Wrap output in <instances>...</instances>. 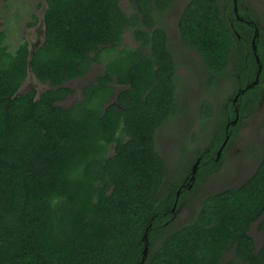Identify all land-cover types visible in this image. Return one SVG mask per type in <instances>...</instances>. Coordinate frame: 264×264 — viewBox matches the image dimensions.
I'll use <instances>...</instances> for the list:
<instances>
[{"label": "trees", "instance_id": "1", "mask_svg": "<svg viewBox=\"0 0 264 264\" xmlns=\"http://www.w3.org/2000/svg\"><path fill=\"white\" fill-rule=\"evenodd\" d=\"M46 2L45 38L35 50L23 40L11 51L0 31V264H138L146 243L143 264H264V243L257 248L250 235L264 215V151L243 184L208 196L191 221L170 229L182 201L218 168L222 139L215 140L227 120L252 112L264 70L236 104L224 101L221 124L199 152L196 179L163 192L167 166L156 140L179 112L178 65L157 18L173 0H135L131 13L121 0ZM230 4L231 22L218 0H190L178 27L211 85L236 53L246 86L263 63L262 49L255 50L258 62L246 56L254 28ZM130 30L136 47L123 45ZM104 60L83 98L60 105L74 93L66 83ZM30 70L50 88L18 94ZM212 110L202 105L204 122Z\"/></svg>", "mask_w": 264, "mask_h": 264}, {"label": "rangeland", "instance_id": "2", "mask_svg": "<svg viewBox=\"0 0 264 264\" xmlns=\"http://www.w3.org/2000/svg\"><path fill=\"white\" fill-rule=\"evenodd\" d=\"M189 1L173 0L169 10L157 18V25L164 27L168 33L169 48L178 65L177 102L179 112L170 117L163 125L156 140V147L167 166L163 192L171 190L176 182L179 185L181 180L187 176L190 180L191 171L199 152L209 145L212 134L221 124L224 101L227 98L233 101L238 93L245 88L241 83L243 80L240 71L242 64L239 62L236 53L232 55L224 75L214 85H211L201 56L197 51L183 43L178 20ZM218 2L226 19L231 22L230 2L233 3V0H218ZM46 3V0H0V31L7 32L5 43L11 51H15L18 44L23 40L28 41L31 51L42 44L45 38L44 10ZM121 6L125 12L131 13L135 9V0H121ZM241 6L255 17L258 24L260 34L258 39L261 38V43L257 41L256 45L258 50L262 49L263 71L264 0H241ZM242 13V15H250L243 10ZM123 45L132 47L138 45L132 30L125 33ZM250 48L246 49V56H250L251 59L253 53L257 60L252 42ZM104 64L105 60L95 62L85 78L67 82L66 85L73 89L74 93L67 96L59 104L70 107L75 102L80 101L84 96V87L88 83L96 81L104 69ZM250 69L249 75L252 76L255 73V66L251 64ZM30 88H36L40 93L50 88V85L41 83L30 70L28 78L18 94H23ZM119 89L117 88V91ZM238 101L239 98L236 103ZM206 102L211 104L213 110L210 119L204 122L202 105ZM251 104L253 105L252 112L242 118L239 116L237 122L240 121V126L231 130L229 142L222 151L220 156L222 160L218 168L182 201L170 229H179L191 221L208 196L240 186L255 172L264 151V76L259 99L256 102H251ZM229 122L230 120H227L224 133L221 132L215 141H218L220 137L223 143ZM250 235L255 239L257 248L261 247L264 243V215L251 226ZM230 257L231 255H228L226 259Z\"/></svg>", "mask_w": 264, "mask_h": 264}, {"label": "water", "instance_id": "3", "mask_svg": "<svg viewBox=\"0 0 264 264\" xmlns=\"http://www.w3.org/2000/svg\"><path fill=\"white\" fill-rule=\"evenodd\" d=\"M233 2H234V9H235V12H236V14H237V18H239V15H238V14H239V12H238V0H233ZM258 36H259V29H258V27L256 26V27H255V33H254L253 38H252V44H253L254 50H256V48H257V46H256V39H257ZM257 60L259 61V57H258V56H257ZM262 67H263V65L260 63V64H259V71H258V73H257L256 80L253 81L254 84H256V83L258 82V80H259V74H260V72L262 71ZM253 83H252V84H248V85H246L245 88L242 89V90L238 93V95L234 98L233 102L235 103V102L237 101V99H238L239 95L241 94V92L244 93L246 90H248L249 88H251L252 85H253ZM238 117H239V114L237 113L236 118H235L234 120H232L231 123H233V124L236 123L237 120H238ZM231 123H228V124H227V127H226V129H227L226 138H225V140L223 141L222 145L220 146V148H219L218 151H217V155H216V157H215L216 160H219V159H220V156H221V154H222V151L224 150L225 146L227 145V143H228V141H229V138H230V135H231V130H229V127H230V124H231ZM200 160H201V156H199V157L197 158V160L195 161V164H194V166H193V168H192V171H191V176H190V180H191V181H194V180L196 179V174H197V171H198V166H199ZM192 185H193V183H190V184H189V188H191ZM183 186H185V184H183V185L177 190L176 200H175L174 206L172 207V211H173V212L176 210V207H177V204H178V200H179V197H180V193H181V190H182V187H183ZM146 240H147V237H146ZM147 255H148V243H146V245H145V247H144L143 258H142V260H141L138 264H143L144 261L146 260Z\"/></svg>", "mask_w": 264, "mask_h": 264}, {"label": "flooded vegetation", "instance_id": "4", "mask_svg": "<svg viewBox=\"0 0 264 264\" xmlns=\"http://www.w3.org/2000/svg\"><path fill=\"white\" fill-rule=\"evenodd\" d=\"M233 6H234V2H233ZM239 7H241L242 8V6H241V0L239 1L238 0V12H239ZM242 10L244 11V12H248V13H250L249 11H247V10H244L243 8H242ZM234 11H235V9H234ZM235 14H236V12H235ZM239 15V19L240 20H242L243 22H245V23H247V24H249L250 26H252L253 28H254V33H255V27L257 26L258 27V24H257V22H256V20H255V17L250 13V15H244L245 17H247V18H243L241 15L242 14H238ZM250 17H252V18H250ZM236 18H237V14H236ZM259 29V28H258ZM259 36H260V34H259ZM259 36L257 37V39H256V41H259L260 43H261V38L260 39H258L259 38ZM252 38H253V36H252ZM251 42H252V39H251ZM260 46H261V44H260ZM259 47V46H258ZM262 65H263V63H261ZM262 69H263V67H262ZM258 73V72H257ZM263 75V73H262V71L260 72V74H259V80L261 79V76ZM256 77H257V74H256ZM256 77L254 78V80L256 79ZM254 80H252V83H253V81ZM262 81V83H263V79L261 80ZM249 84H251V83H249ZM248 85V84H247ZM241 94H243V92H241ZM240 94V95H241ZM239 95V96H240ZM241 97V96H240ZM240 97H238V98H240ZM236 103V102H235ZM229 142V141H228ZM188 180L189 179V176H187L186 178H185V180ZM183 184H185V186H187L188 184L185 182V183H182V185Z\"/></svg>", "mask_w": 264, "mask_h": 264}]
</instances>
